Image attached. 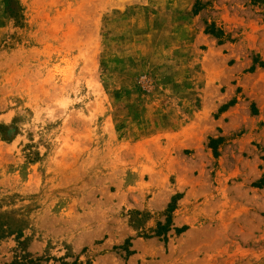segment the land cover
Listing matches in <instances>:
<instances>
[{"label": "rangeland", "instance_id": "rangeland-1", "mask_svg": "<svg viewBox=\"0 0 264 264\" xmlns=\"http://www.w3.org/2000/svg\"><path fill=\"white\" fill-rule=\"evenodd\" d=\"M0 264H264V0H0Z\"/></svg>", "mask_w": 264, "mask_h": 264}]
</instances>
